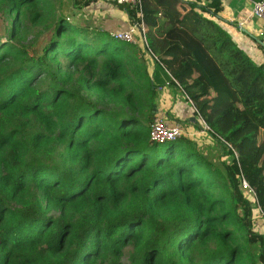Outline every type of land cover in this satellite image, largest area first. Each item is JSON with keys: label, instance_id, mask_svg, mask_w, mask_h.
Segmentation results:
<instances>
[{"label": "trees", "instance_id": "obj_1", "mask_svg": "<svg viewBox=\"0 0 264 264\" xmlns=\"http://www.w3.org/2000/svg\"><path fill=\"white\" fill-rule=\"evenodd\" d=\"M92 1L0 0V264H264V59L220 0L118 5L156 80L137 44L72 20ZM165 78L210 146L151 140Z\"/></svg>", "mask_w": 264, "mask_h": 264}, {"label": "crops", "instance_id": "obj_2", "mask_svg": "<svg viewBox=\"0 0 264 264\" xmlns=\"http://www.w3.org/2000/svg\"><path fill=\"white\" fill-rule=\"evenodd\" d=\"M251 1L220 0L222 10L219 16L221 19L215 18V20L255 62L260 63L264 59V53L259 46V43L264 46V21L250 16ZM75 12L81 15L78 19L74 18L77 23L85 22L87 25L108 32L126 30L130 24L126 11L116 5L113 0H93L89 6ZM143 58L148 74L151 75L154 72L155 59L150 54H144ZM154 74L156 80H161L163 75L159 70H156ZM160 84L162 85L158 88L155 99L156 114L164 116L170 124H180L188 136L192 138L205 136L204 143L210 142L206 132L195 125L198 120L193 113V106L176 84L169 83L166 78ZM178 93L183 95V102L175 101ZM192 117L195 120L191 119Z\"/></svg>", "mask_w": 264, "mask_h": 264}, {"label": "built area", "instance_id": "obj_3", "mask_svg": "<svg viewBox=\"0 0 264 264\" xmlns=\"http://www.w3.org/2000/svg\"><path fill=\"white\" fill-rule=\"evenodd\" d=\"M116 5L129 4L132 6L139 5L141 0H113ZM141 16V13H139ZM250 16L264 21V0H252ZM146 26L141 22L137 24L131 22L126 30L111 31L110 36L117 40H122L130 44H137L142 54H150L145 39ZM154 57V56H153ZM191 102V101H190ZM203 126L206 125L203 123ZM185 134L180 124H170L164 116L155 114L150 124V138L152 141L162 143L168 140H174ZM187 135V134H186Z\"/></svg>", "mask_w": 264, "mask_h": 264}, {"label": "rangeland", "instance_id": "obj_4", "mask_svg": "<svg viewBox=\"0 0 264 264\" xmlns=\"http://www.w3.org/2000/svg\"><path fill=\"white\" fill-rule=\"evenodd\" d=\"M72 20L74 21V18L78 19L79 17H81V15H79L78 13L74 16L72 15ZM76 22V21H75ZM82 24H85L82 23ZM93 27V26H91ZM37 29H32L31 31L27 32L22 40L23 44H30L33 40H34V31H36ZM0 32L1 33H4V21H3V17H0ZM43 38H44V35H41L40 36V41L43 43ZM42 45V44H41ZM184 100V97L181 93H178L177 94V97L175 98V101H178V102H183ZM201 124V123H199ZM201 129V128H200ZM200 132V131H199ZM204 135V132L202 133ZM198 143H201L203 142V147L204 146H210L211 142H208V143H204V139H205V136H199V137H193ZM214 151V148H208V151ZM252 198V197H251ZM254 218H255V229L258 231V232H261L262 234H264V219L262 218V216L260 215V211H258V209H255L254 210Z\"/></svg>", "mask_w": 264, "mask_h": 264}, {"label": "water", "instance_id": "obj_5", "mask_svg": "<svg viewBox=\"0 0 264 264\" xmlns=\"http://www.w3.org/2000/svg\"><path fill=\"white\" fill-rule=\"evenodd\" d=\"M191 119L195 120V118H194V117H192Z\"/></svg>", "mask_w": 264, "mask_h": 264}]
</instances>
